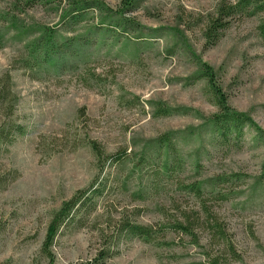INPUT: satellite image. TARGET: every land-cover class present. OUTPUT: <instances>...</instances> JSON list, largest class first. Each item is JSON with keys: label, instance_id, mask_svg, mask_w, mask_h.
I'll use <instances>...</instances> for the list:
<instances>
[{"label": "rangeland", "instance_id": "obj_1", "mask_svg": "<svg viewBox=\"0 0 264 264\" xmlns=\"http://www.w3.org/2000/svg\"><path fill=\"white\" fill-rule=\"evenodd\" d=\"M18 1L0 0V96L11 85L0 129L24 128L0 146V264H84L104 248L105 264H264V139L250 126L213 137L205 118L220 107L199 63L214 68L230 106L264 129V13L234 15L209 43L207 25L236 0H142L123 26L122 0H102L111 11L90 10L72 29L63 18L70 0ZM39 25L82 35L71 67H25L24 31ZM171 133L169 150L158 139ZM98 183L94 209L61 228L51 262L43 243L55 213ZM182 214L203 222L198 243L177 228ZM207 217L223 236L212 237ZM125 221L153 226L154 237L120 232Z\"/></svg>", "mask_w": 264, "mask_h": 264}, {"label": "trees", "instance_id": "obj_2", "mask_svg": "<svg viewBox=\"0 0 264 264\" xmlns=\"http://www.w3.org/2000/svg\"><path fill=\"white\" fill-rule=\"evenodd\" d=\"M52 1L54 0H27V3L29 6L34 7L36 4ZM141 1L142 0H122V7L116 12L119 15V26H123L129 21L124 13L126 11H133ZM18 2V0H14V5ZM95 9L111 11V8L102 0H70L69 9L63 12L65 25H69V29H72L75 24L82 21L86 12ZM259 12L264 13V0H236L234 3L229 4L223 2L218 8L216 16L213 17L211 22L207 25L205 30L207 41L209 43H212L213 40V43L218 41L223 35L224 30L230 25L234 15L239 13L254 15ZM114 13L115 12H113V14ZM12 27H17L15 19L12 21ZM259 30L264 38V20L259 25ZM24 33L25 37L29 39L25 43V51L28 55V57L25 58V67L30 70L49 71L51 67L56 73H60L67 67H71L74 63L69 59H71L74 54L73 49H75V46L79 47L85 43L82 35L68 39L61 36L59 30L51 25H39L35 28L25 30ZM24 33L21 32L18 36L23 37L22 35H24ZM199 63L202 67L200 73L211 85L220 107L219 112L205 118L206 124L209 126L213 137L219 140H227L235 136L240 137L244 134L245 127L250 126L256 131L258 138L264 139V129L259 126L251 116L239 112L230 106L226 94L216 81L214 68L206 62ZM6 83L7 86L4 87V94L0 96V100H6L9 94H11L10 78L7 79ZM9 104L10 101L7 104L8 107ZM0 105H2V103ZM10 111H12V109ZM158 111H163L161 112L162 114H169L174 110L169 107L160 106ZM12 131L21 133L24 131V128L21 125L14 124V126L11 125V127H9V131L0 129V146L2 143L9 142L15 137L14 134L11 133ZM172 135H174V133L162 136L158 139V142L161 145H166L170 150ZM93 148L97 153L99 161H102L104 152H102L96 142H93ZM108 157L113 158L114 155L107 156L106 159H108ZM169 166L170 163H166V168H169ZM189 188L194 191L198 197L202 196L203 188L201 185L195 183L190 185ZM101 193L102 186L100 183H98L97 186L93 184L89 189L79 190L70 200L65 201L60 210L55 213L48 226L46 238L43 243V251L51 259V262H53L51 246L61 228L80 221L86 210H88V212L93 210L95 199ZM176 221V226L181 232L194 235L195 241L197 243L199 242L195 232L196 228L203 227V222H200L199 218H192L189 215L182 214L177 216ZM204 224L210 229L209 231L213 238H217V235L220 237L224 235L223 227L217 222V219L214 221L210 217H207ZM119 230L120 232H126L147 240L152 239L156 232L153 226L130 221L123 222ZM110 256V248H104L99 251L94 259L84 264H105ZM213 264H220V262L219 260H213Z\"/></svg>", "mask_w": 264, "mask_h": 264}]
</instances>
